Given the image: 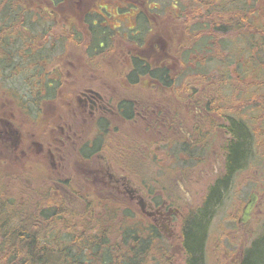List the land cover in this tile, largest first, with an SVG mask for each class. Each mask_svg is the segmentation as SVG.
Wrapping results in <instances>:
<instances>
[{
	"label": "flooded vegetation",
	"instance_id": "flooded-vegetation-1",
	"mask_svg": "<svg viewBox=\"0 0 264 264\" xmlns=\"http://www.w3.org/2000/svg\"><path fill=\"white\" fill-rule=\"evenodd\" d=\"M235 1L238 0L225 5L233 10ZM90 2H0V59L14 60L21 56L28 67L22 92L0 89V164H25L27 181L38 176L39 167H44L48 173L41 186L48 185L47 192L60 202L65 201L76 213L91 212L99 218L104 215L99 208L103 211L111 202L122 209L129 208L135 212L138 234L141 232L153 243L167 244L177 255L185 256L183 224L187 214L195 209L181 206V193L190 181L187 165L193 158L206 157L200 149L206 150L210 142L199 140L202 135L211 131L222 135L221 173L214 175L202 198L203 204L216 180L227 173L226 146L232 136L227 129L229 119L219 113L221 105L213 86L201 87L189 81L184 84L181 80L177 90L172 66H160L159 59L169 54L168 43L179 40L185 33L191 36L200 33L198 39L209 42L228 37L236 40L233 34L229 35L236 24L232 21L227 24L230 29L222 28V0L183 4L188 15L191 7L201 9L199 30L185 21L184 25L177 21L179 5L175 0ZM211 15L219 16L218 21L211 19ZM18 26L22 34L16 32ZM115 38L121 40L125 50L120 56L105 58L110 65L116 63L110 67L113 74L110 70L98 74L94 59L109 55L105 49L109 50ZM64 42L70 46L65 48ZM110 57L113 61H109ZM48 65L50 72H44ZM10 67L18 68L14 62ZM78 69L87 70L84 78L83 74L71 73ZM156 70H166L167 75L163 72V76L152 75ZM114 72L118 78L115 81L110 78ZM139 88L156 90L157 99L146 96ZM180 90L184 92L183 98L173 97L169 99L171 102L159 98L164 92L176 96ZM126 124L132 128L127 130ZM139 125L144 126V132L152 140H146L148 151L144 154V144L138 136L130 134L138 133ZM157 151L159 158L153 159ZM216 156L212 158L214 164L218 161ZM150 159L155 161L149 163ZM152 163L159 168L163 166L168 173L152 171ZM240 168L233 170L227 189ZM41 186L36 187L39 193ZM252 194L254 205L243 222V207ZM258 199L255 191L248 195L237 218L239 227L252 219ZM261 237H253L246 247L239 244L235 262H243L245 254ZM231 260L234 262V258ZM167 261L172 262L170 258Z\"/></svg>",
	"mask_w": 264,
	"mask_h": 264
},
{
	"label": "rangeland",
	"instance_id": "rangeland-1",
	"mask_svg": "<svg viewBox=\"0 0 264 264\" xmlns=\"http://www.w3.org/2000/svg\"><path fill=\"white\" fill-rule=\"evenodd\" d=\"M161 1L167 3L169 0H160V3H162ZM2 2L7 3L8 0H2ZM222 2H227L228 5L230 4V0H222ZM90 3H99V0H91ZM241 5H244L245 8L241 7ZM226 8L229 7L226 6ZM238 8L242 9L241 12L245 17L244 20L246 21L240 23L239 19L234 20V24H236V26L239 24V27L234 28V38H237L235 40V45L234 43L233 46L229 45L232 50L234 62H229V59L224 60L222 56H224L225 52L221 55L214 51L211 53L214 61L212 59L211 62H208L207 57L210 54L202 51L199 62L202 63L204 68H207L208 70L205 75L206 78L209 75H215L219 77L220 81L222 79V83H229L230 91L229 89L227 91L228 93H233L234 104H232L231 111L229 109L228 111L229 113H234L236 118L243 119L244 121L246 120L245 122L247 125L254 131L255 143L252 151H250L251 154L249 158L246 160V164L235 174L231 187L226 190L223 198L221 197L218 206L215 207L214 212L211 213L212 215L207 222V232L203 248L204 264H237L238 262H235V259L239 253V244H244L246 247L253 237L262 236L261 233L264 228V0H238L234 2V9ZM78 24L81 25L80 22H78ZM19 30H21V27L18 26L16 32ZM18 33L22 34V31L21 33ZM115 39L112 41V45L109 50L108 48L105 49V52L107 51V54L109 53V55L104 56L103 59H94V66L98 67L95 68V72L98 74H102L103 70H110L111 66H116V63H112L110 65L105 58L115 55L120 56V53L125 50V46L122 42H120L121 40L117 38ZM189 43L190 42H184L183 37L173 43H168L167 49L169 50V54L159 59L160 66H172L171 72L175 73V76L187 66H192L194 62L193 60H195V58H193L194 53L190 56V58H192L191 60L187 59L183 61L178 51L179 49H177V47L179 48L182 44L188 46ZM63 46L66 48L70 45L64 42ZM216 46L218 48L221 47L220 44ZM65 50L67 51L68 48ZM4 60H2V64H0V67H2V70L0 71V89L8 88L11 89V92L13 93L22 92L25 89V76L28 75V71L26 70L28 68L26 64L27 60L21 56L20 58H16V62L14 63L18 66V68L15 70L10 67L13 60ZM110 60L113 61L112 58L109 59V61ZM106 63H108V68H105ZM90 65L91 64L89 63V68L93 71ZM51 66H53V63ZM51 66L48 65V68H46L44 72H50L49 68ZM73 72L80 73L79 75L83 74L82 78H84L87 70H71V73ZM110 74H113L112 70H110ZM44 75H49V73H44ZM188 76L189 77L186 76L185 78H182L180 75H177V78L174 80L175 89H180L181 86L179 83L181 80H183L182 83L184 84L189 81L190 83L200 85L201 87H205L209 84L208 81L204 80L202 75L196 74ZM110 78L114 81L115 78L118 79L117 73L114 72V76ZM223 87L224 85L221 89L222 92L224 91ZM139 89L143 91L146 96H156L157 99L158 92H156V90L144 91L141 88ZM246 91L248 92L245 93ZM244 93L245 95L247 94L249 103H243L242 99L238 98V94L244 96ZM249 95H251V97H248ZM173 97L183 98L184 92L180 90L177 92L176 96L172 93L164 92L161 97L159 96V98L168 102H171L169 99ZM131 128L132 126L130 124H126L127 130H130ZM138 130V133L131 132L130 134L138 136L141 143L144 144L142 146L144 154L148 151L145 149L146 140H149L150 142L152 140L151 136L147 132H144V126L139 125ZM199 140L205 141V143L209 141L210 144L207 143V151L200 149L206 157L204 156L202 160L199 157L193 158V162L187 165L189 166V170L187 169L186 173H188L190 181L187 183V189L185 192L181 193V206L183 208L197 207L201 205L202 198L205 195L209 184L213 181L214 175L217 174L218 176L222 169V135L218 132L215 133V131H211V134H207V136L206 134L205 136L202 135ZM159 155L160 151H157L153 159L155 157L158 159ZM214 155H217L216 157L218 158L216 164L213 163L214 160L212 159ZM195 156H197V154ZM153 159H150L148 162H154L155 160ZM211 165L213 167H211ZM150 166L154 172L168 173L167 169L163 168V166L162 168L157 167L158 165L156 163H152ZM23 168H25V164L23 166L14 163L12 164L10 162H3V164H0V196L3 199L9 198L14 201L12 205H6L4 208V213L14 219L12 222H16L21 219L24 213L32 214L39 212L40 210L50 211L52 208L64 210V212L68 210L67 214L70 217V220L66 215L65 217L67 218L64 217V219L59 223L58 226L60 227H56L53 230L58 238H60L58 240L60 245H63L66 242V235L72 233L71 230L77 229L75 223H72L74 220L75 222L88 221L91 227L90 220L93 216L91 212L90 214H79L71 211L72 209H69V206L65 201L62 203L54 198L51 192L50 194L47 192L48 185L46 187L41 186V184L45 183L42 180L46 178L48 173L44 167L41 169L39 167L38 170L37 167H34L37 170L36 174L38 176L35 175L36 177H29L28 180L31 182L25 179L26 174L23 171ZM172 182L174 181L171 180V183ZM39 185L42 189L41 193L36 191V187H39ZM28 186L33 189L30 190ZM252 191H255L259 195V199L256 202L257 208L252 216V219L248 220L242 227H239L237 218L240 215L241 207L244 205L248 195ZM234 196L236 198H234ZM108 209L110 210V213H108ZM116 209H119L118 214L120 215L113 213ZM121 210L122 209L118 207L116 202H111L109 206L104 207L103 211H101V207L99 208L101 214L104 213L105 215L99 217L100 222L103 227H109L112 235L119 231V227L123 230L125 229L118 224V221L126 218L124 211ZM91 211L93 212V210ZM131 218L128 220V223L131 222ZM46 224V226L44 224L42 227L43 235L48 233V229L52 228L51 225H56L54 220L51 221L50 225L48 223ZM35 231L37 230L35 229ZM45 236L49 238L48 234L44 235V237ZM158 242L161 243L160 241ZM159 243L157 244L154 242L151 246L152 251H149V255L156 258V261L154 260L153 262H163L162 257H166L168 259L170 258V261H172L169 262L170 264H184V254H182L183 256L180 254L177 255V252L175 250L173 251L174 248L172 247H168V249L163 250ZM156 248L160 249L159 253H155L154 249ZM88 251L89 249L82 250L84 254H87ZM232 258H234V262L231 260Z\"/></svg>",
	"mask_w": 264,
	"mask_h": 264
},
{
	"label": "trees",
	"instance_id": "trees-1",
	"mask_svg": "<svg viewBox=\"0 0 264 264\" xmlns=\"http://www.w3.org/2000/svg\"><path fill=\"white\" fill-rule=\"evenodd\" d=\"M202 1L175 0V3L179 5V9L176 10V13L179 14V17H176L178 19L177 21H180L181 25H184L183 22L185 21L190 25H194L195 30H199L201 28L199 24V19L202 17L201 9L195 6L191 7L190 14L188 15L186 8H183V4L186 2L199 4ZM0 2H2V0H0ZM225 4L224 2L220 12L223 29H230V26L227 27V24L234 22V14L237 15L235 19L237 20L238 18L240 23L246 21L241 12L242 9L238 8L232 10L226 8ZM241 7L245 8L244 5H241ZM212 16L214 15H211V19L218 21L219 16ZM238 25L239 24H237L236 27H239ZM195 34L196 37L185 33L182 37L184 38V42H190L189 45L185 46L182 44L179 48L177 47L183 61L187 59L191 60L192 58H190V56L193 53V58H195L192 66H187L177 75L183 78L186 77L188 73H190L191 76L196 74L202 75L204 80L208 81L209 84L213 86L214 94L215 96L217 95L220 101L219 105H221L219 113L230 121L227 129L232 136V140L230 144L226 146L228 152L226 162L227 173L216 180L205 202L195 207L192 212L187 214L184 220L182 239L185 252L184 264H204L203 248L207 232V222L212 215L211 213L214 212L215 207L218 206L221 195L227 189L233 170L236 168L239 169L240 166L245 164L246 158H249L251 154L250 151H252L255 143L254 131L246 125L247 123L243 119L236 118L234 113L232 114L228 111V109L231 111L232 104H234L233 93H228L227 91L228 89L230 91L229 83H222V79L220 81L219 77L215 75H209L206 78L205 75L208 70L199 62L202 51L210 54L207 57L208 62H211L213 59V55H211L213 51L221 55L225 52L224 56H222L224 60L229 59V62H234L232 50L229 45L233 46V43L235 45V40L228 37L229 39L224 38L220 41L209 42L205 38L203 39L200 37L198 39L200 33ZM231 34L234 35V32L229 33L230 36ZM218 44L221 45L220 48L216 46ZM2 60L4 59H0V64H2ZM6 60L13 59H5L4 61ZM13 62H15V59ZM161 72L167 75L166 70L152 71L151 74L163 76L164 74ZM210 85L207 84L208 87H210ZM223 85L224 91L222 92L221 89ZM247 92L248 91L245 93ZM245 93L244 96L238 94V98H241L243 102L248 101L247 94L245 95ZM248 97H251V95ZM12 203H14V201L11 199H3L0 196V264H170L166 257H162L163 262H153L154 260L156 261V258L149 255V251H152L151 246L153 242H151L149 238H144L143 236L146 235H141V232L138 234L136 229V217L134 212L129 208L122 209L121 206H118L122 209L121 211H124V215L126 216V218L118 221V224L125 228L124 230L119 227V231L112 235L109 227H103L100 218H97L92 213L93 216L90 220L91 227L88 221L75 222L74 220L72 223H75L77 229L71 230L72 233L66 235V242L60 245L58 243L60 238H58L53 230L56 227H60L58 225L66 215L68 216V210L64 212V210L52 208L50 211L40 210L32 214L24 213L21 219L12 222L14 219L4 213L6 205L9 206L12 205ZM118 210L119 209H116L113 213L120 215L118 214ZM108 213H110L109 209ZM130 218L131 222L128 223ZM68 219L70 220V217ZM52 220H54L56 225H51L52 228L48 229V233L44 234H48L49 238H47V236H45V238L42 234V227L44 224L46 226V223L50 225ZM35 229L37 231H35ZM144 231L145 229L143 233ZM161 247L163 250L168 249L167 244H162ZM83 249H89L87 254L82 252ZM159 250L160 249L157 248L154 249L155 253H159ZM238 264H264V234L260 240H257L251 251L246 253L243 262H239Z\"/></svg>",
	"mask_w": 264,
	"mask_h": 264
},
{
	"label": "water",
	"instance_id": "water-1",
	"mask_svg": "<svg viewBox=\"0 0 264 264\" xmlns=\"http://www.w3.org/2000/svg\"><path fill=\"white\" fill-rule=\"evenodd\" d=\"M254 201H255V196L252 194L250 197V200L243 207L241 221L244 222L248 219L249 213H250L251 209L253 208Z\"/></svg>",
	"mask_w": 264,
	"mask_h": 264
}]
</instances>
